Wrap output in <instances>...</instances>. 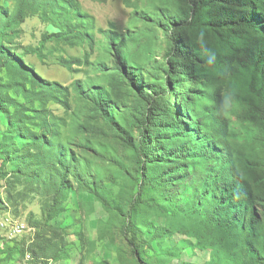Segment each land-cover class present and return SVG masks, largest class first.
Wrapping results in <instances>:
<instances>
[{
    "label": "rangeland",
    "instance_id": "rangeland-1",
    "mask_svg": "<svg viewBox=\"0 0 264 264\" xmlns=\"http://www.w3.org/2000/svg\"><path fill=\"white\" fill-rule=\"evenodd\" d=\"M77 1L81 14L90 18L75 23L92 37V45L82 42L71 48L49 42L41 59L28 54L40 46L44 34L58 32L59 10L29 12L24 24L0 37V45L40 81L68 92L57 95L59 102L39 98L38 86L34 93H16L11 75L0 68L2 85H11L9 90L0 89V141L9 121L28 130L14 132L10 141L4 139L12 159L0 147V224H4L0 225V264H136L129 242L138 247L144 264H264L263 135L247 108L242 77L233 78L229 66L220 63L210 69L203 84L207 99L201 105H210L218 89L224 113L233 100L239 101L233 114L225 117L234 150V175L249 189L251 207L238 213L239 224L218 225L215 198L208 195L197 203L203 169L195 167L166 189L145 188L141 205L131 212L132 225L124 239L122 225L140 183L136 157L108 131L92 100L96 91L105 92L111 114L135 140L139 96L151 94L165 77L169 52L164 32L173 23L183 24L188 9L182 0ZM14 13L15 0H0V32ZM107 31L117 34L133 82L115 68L102 33ZM186 41L215 45L214 38L197 31H188ZM60 59L81 62L68 71L59 65ZM31 84L29 78L28 91L34 90ZM176 93L171 90V103L179 101ZM11 101L19 103V110L30 120L19 119L20 114L12 117L14 108H6ZM199 110L195 108L196 113ZM42 131L47 133L43 146ZM58 177L64 179L60 190ZM252 206L259 221L250 228ZM19 225L25 230L14 233Z\"/></svg>",
    "mask_w": 264,
    "mask_h": 264
},
{
    "label": "trees",
    "instance_id": "trees-1",
    "mask_svg": "<svg viewBox=\"0 0 264 264\" xmlns=\"http://www.w3.org/2000/svg\"><path fill=\"white\" fill-rule=\"evenodd\" d=\"M93 1L102 4L106 2ZM182 1L188 9L185 22L173 23L164 32L169 52L164 80L153 87L151 94L139 96L138 137L131 139L118 125L110 112V99L105 92L96 91L92 100L95 111L108 131L121 138L124 146L131 149L136 157L140 183L122 225L121 234L125 240L132 225L131 212L141 205L145 188L166 189L184 177L186 170L195 167L203 169L201 198L197 203L208 195L215 198L213 211L217 212L214 217L218 225L227 228L239 224L241 221L238 213L251 207L249 189L234 175V150L228 140V122L224 116L221 90L213 93L210 105L203 106L201 102L207 99L202 87L210 69H216L217 63L229 66L233 78L243 79L248 95L247 108L252 118L260 124L264 148V0ZM56 10H59L62 19L57 27L58 32L44 34L40 46L30 49L28 54L41 59L44 46L49 42L61 43L71 48L82 42L92 45V37L88 32H80L79 23H75L90 18L81 14L77 0H15V13L0 32V37L4 36L7 29H17L24 24L29 12L55 13ZM68 18L72 20L69 21ZM188 31L210 35L214 38L215 45L189 43L186 41ZM102 33L113 53L115 68L128 81L133 82L126 71L117 34L112 31ZM80 62L79 59H60L59 65L72 71L73 66H79ZM85 62H88L87 57ZM0 68L11 75L10 84L15 86L16 93H34L38 86L40 91L37 96H46V102H59L57 95L68 93L59 85H47L40 81L1 45ZM29 78L33 83V91L26 88ZM187 82L191 85L189 88L184 87ZM11 85H2L0 79L1 90H9ZM171 90L179 96L176 104L168 99ZM62 104L65 109L69 108L68 103ZM20 106L16 101L6 104L7 110L14 108L12 117L20 114L19 119L23 117L24 120H30V117L19 110ZM196 107H200L199 113L195 112ZM35 113L38 118L41 117L40 111ZM7 127L0 147L10 160L13 153L8 151L9 147L7 148L8 144H5L4 139L10 141L14 132L28 130L25 125L19 127L18 123L13 124L11 121ZM42 132L41 146L46 144L47 139V133ZM57 180L60 190L64 187V179L58 177ZM227 213L231 216H225ZM249 220L250 228L259 221L253 206ZM129 246L136 264H144L134 242H129Z\"/></svg>",
    "mask_w": 264,
    "mask_h": 264
},
{
    "label": "clouds",
    "instance_id": "clouds-1",
    "mask_svg": "<svg viewBox=\"0 0 264 264\" xmlns=\"http://www.w3.org/2000/svg\"><path fill=\"white\" fill-rule=\"evenodd\" d=\"M239 101L237 100H233L230 104V106L228 107L227 111L224 113V116H231L236 108V106L238 105Z\"/></svg>",
    "mask_w": 264,
    "mask_h": 264
},
{
    "label": "built area",
    "instance_id": "built-area-1",
    "mask_svg": "<svg viewBox=\"0 0 264 264\" xmlns=\"http://www.w3.org/2000/svg\"><path fill=\"white\" fill-rule=\"evenodd\" d=\"M0 225H4L1 223ZM25 230V227L23 225H19L16 229H14V233H22Z\"/></svg>",
    "mask_w": 264,
    "mask_h": 264
},
{
    "label": "bare ground",
    "instance_id": "bare-ground-1",
    "mask_svg": "<svg viewBox=\"0 0 264 264\" xmlns=\"http://www.w3.org/2000/svg\"><path fill=\"white\" fill-rule=\"evenodd\" d=\"M17 227H19V226H17ZM13 233V232H12Z\"/></svg>",
    "mask_w": 264,
    "mask_h": 264
}]
</instances>
